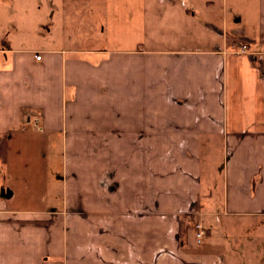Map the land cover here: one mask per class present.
Instances as JSON below:
<instances>
[{
  "label": "crops",
  "instance_id": "0c3cea01",
  "mask_svg": "<svg viewBox=\"0 0 264 264\" xmlns=\"http://www.w3.org/2000/svg\"><path fill=\"white\" fill-rule=\"evenodd\" d=\"M105 10L110 49H0V264H225L264 240V0Z\"/></svg>",
  "mask_w": 264,
  "mask_h": 264
},
{
  "label": "rangeland",
  "instance_id": "374dc122",
  "mask_svg": "<svg viewBox=\"0 0 264 264\" xmlns=\"http://www.w3.org/2000/svg\"><path fill=\"white\" fill-rule=\"evenodd\" d=\"M105 9L108 0H0V49L48 45L56 48L71 45L80 50L110 49L111 40L107 38L113 33L108 28L110 20ZM0 182H4L2 175ZM130 209L133 208L125 214H138ZM261 241L263 245L259 246ZM89 246L92 250L85 252L90 256L94 252V258H98L96 245ZM225 257V264H264V240L242 238L232 251L225 252Z\"/></svg>",
  "mask_w": 264,
  "mask_h": 264
},
{
  "label": "built area",
  "instance_id": "2783aa9c",
  "mask_svg": "<svg viewBox=\"0 0 264 264\" xmlns=\"http://www.w3.org/2000/svg\"><path fill=\"white\" fill-rule=\"evenodd\" d=\"M248 47L246 45H243L241 47V53H245L247 51ZM42 59V56L37 55L36 56V60L40 61ZM195 235H196V240H197V244L201 245L203 243V240L205 239L206 235H207V231L206 229L203 227L202 224H196L195 226Z\"/></svg>",
  "mask_w": 264,
  "mask_h": 264
}]
</instances>
